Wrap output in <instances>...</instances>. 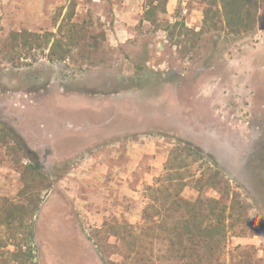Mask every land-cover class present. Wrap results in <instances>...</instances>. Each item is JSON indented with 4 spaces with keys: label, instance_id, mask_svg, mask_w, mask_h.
I'll return each instance as SVG.
<instances>
[{
    "label": "rangeland",
    "instance_id": "rangeland-1",
    "mask_svg": "<svg viewBox=\"0 0 264 264\" xmlns=\"http://www.w3.org/2000/svg\"><path fill=\"white\" fill-rule=\"evenodd\" d=\"M147 2L0 0V116L41 166L30 175V159L0 146V198L17 202L36 188L38 264H130L127 242L108 229L119 221L142 232L149 187L182 139L213 156L247 206L228 221L221 264H233L238 246L264 264V0L245 1L257 22L239 34L220 17L205 26L200 0L156 2L155 23ZM25 30L74 38L69 59L39 51L14 65L1 43ZM193 186L186 200L220 198ZM144 240L152 262L166 264L167 243Z\"/></svg>",
    "mask_w": 264,
    "mask_h": 264
},
{
    "label": "trees",
    "instance_id": "trees-1",
    "mask_svg": "<svg viewBox=\"0 0 264 264\" xmlns=\"http://www.w3.org/2000/svg\"><path fill=\"white\" fill-rule=\"evenodd\" d=\"M200 1L209 4L204 12L205 26L211 25L215 17L222 18L236 34L256 26V16L245 10L244 6L245 1L252 3L253 0ZM156 2L165 5L167 0H148L145 20L150 23L156 22L159 10ZM213 6L218 8L214 10ZM72 17L68 20H72ZM72 28L77 29V24H73ZM82 39H86V36L83 35ZM73 41L74 38H71L70 44H66L57 39L54 32L12 31L1 43V51L14 65H19L23 55L29 59L27 55L39 51L49 62H65L71 55ZM0 146L8 151H20L30 159L31 163L25 167L30 175L35 176L40 170V163L23 136L6 125L1 116ZM194 165H198V169L192 172ZM165 174L154 186L149 187L152 200L142 211V232L134 235L128 223L116 221L108 229L109 234L127 242V251L133 258L130 264H154L151 257L147 256L144 238H152V245L155 240L167 243L166 251L160 259L166 264H221L228 236V221L234 215L241 220L247 211L246 204L237 193L232 192L230 181L219 169L213 156L190 141L178 139L169 153ZM191 183H194L193 187L200 194L206 190H215L220 198L203 199L200 196L194 202L186 200L181 194ZM26 187V197L23 196L17 202L0 198V264H38L34 217L40 202L33 196L36 188ZM9 245L14 247L13 251L4 250ZM251 250V247L238 246L232 253L231 262L256 264ZM153 251L154 247L151 248L152 255Z\"/></svg>",
    "mask_w": 264,
    "mask_h": 264
},
{
    "label": "flooded vegetation",
    "instance_id": "flooded-vegetation-1",
    "mask_svg": "<svg viewBox=\"0 0 264 264\" xmlns=\"http://www.w3.org/2000/svg\"><path fill=\"white\" fill-rule=\"evenodd\" d=\"M41 235H42V236L45 235V232H43ZM55 244H56V243H55ZM53 245H54V242H53ZM55 246H57V245H55Z\"/></svg>",
    "mask_w": 264,
    "mask_h": 264
}]
</instances>
